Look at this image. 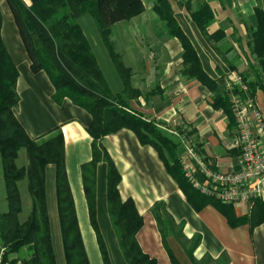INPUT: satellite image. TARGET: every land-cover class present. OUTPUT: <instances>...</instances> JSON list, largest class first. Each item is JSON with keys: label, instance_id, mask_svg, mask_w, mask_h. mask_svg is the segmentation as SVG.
I'll return each instance as SVG.
<instances>
[{"label": "crops", "instance_id": "crops-1", "mask_svg": "<svg viewBox=\"0 0 264 264\" xmlns=\"http://www.w3.org/2000/svg\"><path fill=\"white\" fill-rule=\"evenodd\" d=\"M152 1L150 4L147 0L149 10H146L141 0L143 13L118 22L110 29L108 41L126 70L124 79L120 77L92 19L87 15L79 19H87L84 23L88 33L83 28L82 31L108 90L112 95L123 94L132 111L143 120L154 123L178 144L179 163L186 156L181 136L213 170L237 172L241 161L239 150L232 148L235 128L222 110L213 108L212 93L198 80L188 77L189 66L184 62L182 44L177 37L169 35L166 22L152 10ZM166 1L176 27L193 50L205 76L223 90L228 99L229 77L233 74L240 76L247 88L246 95H250L264 117V85L263 79H260L261 86L257 85L255 73L261 68L254 53V39L260 22L264 29V0ZM22 2L30 6L29 0ZM201 4L209 8L213 17L205 33L191 18V13ZM0 12L1 39L18 74V104L13 109L14 116L31 140H39L54 130L60 131L66 177L88 262L102 264L99 252L95 256L98 247L89 223L81 179V166L91 160L92 138L87 132L91 117L69 99L60 98L44 72L31 71L5 0H0ZM90 36H94L93 45ZM250 86H254L252 93H249ZM99 143L120 176L117 186L120 201L131 200L142 218V227L135 236L137 244L155 264H264V221L255 226L250 221L231 226L212 205L198 211L192 209L154 149L140 145L134 134L126 129L103 137ZM26 164L27 159L17 166ZM188 166L194 178L201 181L195 163L190 162ZM106 177L107 165L100 162L95 171L97 226L110 264H126L110 222ZM45 196L56 264H65L53 166L45 170ZM224 205L230 208L235 219L249 220L255 209L254 203L251 206ZM156 215L167 221L162 227L164 240ZM88 248L94 256L93 262Z\"/></svg>", "mask_w": 264, "mask_h": 264}, {"label": "trees", "instance_id": "trees-1", "mask_svg": "<svg viewBox=\"0 0 264 264\" xmlns=\"http://www.w3.org/2000/svg\"><path fill=\"white\" fill-rule=\"evenodd\" d=\"M5 0L30 61L33 73L44 72L60 98L69 99L84 109L91 117L87 132L92 138L91 160L81 166V179L87 204L88 218L94 231L102 264H110L106 246L98 230L95 209V171L100 162L107 165L106 201L111 226L118 248L126 264H155L140 250L136 234L142 227V218L131 200L121 202L117 186L120 176L110 157L99 141L108 135L126 129L134 134L142 146H150L157 153L166 171L184 194L187 203L198 211L212 205L231 226L251 222L255 226L264 221V198L254 202L251 218L235 219L227 205L216 202L194 190L184 177L176 154L177 143L165 135L152 122L143 120L130 109L123 94L112 95L97 65L90 45L85 38L79 19L89 16L112 57L122 79L126 70L118 62L108 41L111 27L128 21L144 11L141 0ZM153 12L169 27V35L177 37L183 47L187 75L198 80L213 97L212 106L222 110L229 123L235 127L227 94L201 71L193 50L176 27L166 0H154ZM191 18L202 33L212 22L209 8L201 4L191 13ZM262 22L255 34L254 53L260 66L256 72L258 87L264 78V29ZM2 15L0 12V33ZM17 71L11 62L0 35V160L8 211L0 214V263H6L8 255L26 249L29 260L22 264H56L52 247L49 218L45 196V170L55 169V191L59 232L65 264H89L83 246L69 189L65 167L63 140L60 131L54 130L39 140H31L14 116L18 104L16 93ZM254 86L249 87L252 93ZM264 88V87H263ZM232 93L245 99L241 91ZM248 93V94H249ZM248 95L247 97H249ZM251 99V98H250ZM25 151L27 164L18 167L19 151ZM26 181L31 208L27 219L20 223L21 198L17 184ZM156 223L161 229L166 220L158 215ZM173 261V259H171ZM19 262L18 259L13 264Z\"/></svg>", "mask_w": 264, "mask_h": 264}, {"label": "built area", "instance_id": "built-area-1", "mask_svg": "<svg viewBox=\"0 0 264 264\" xmlns=\"http://www.w3.org/2000/svg\"><path fill=\"white\" fill-rule=\"evenodd\" d=\"M233 89L240 90L244 95L247 93L241 77L234 74L229 77L226 92L235 125L232 148L239 150L240 169L233 173L213 170L196 155L191 145L181 136L180 142L184 146L186 156L180 165L189 185L201 195L221 204L251 206L264 198V117L252 99L247 96L242 99L232 93ZM190 162L199 168L201 181L191 174L188 166Z\"/></svg>", "mask_w": 264, "mask_h": 264}, {"label": "rangeland", "instance_id": "rangeland-1", "mask_svg": "<svg viewBox=\"0 0 264 264\" xmlns=\"http://www.w3.org/2000/svg\"><path fill=\"white\" fill-rule=\"evenodd\" d=\"M142 1L144 3L146 10H149L147 0H142ZM152 2L153 1L150 0V4ZM147 12H149V11H147ZM153 16L155 17V15H153ZM85 18H88V17H85ZM86 20L87 19L82 18L81 20H79V24H80L81 28H83V31L88 33L87 28H86L85 23H84V21H86ZM94 30H96V29H94ZM94 32H96V31H94ZM88 35H90V34H88ZM90 37H91L90 42L93 45L94 36H90ZM112 61H113V59H112ZM118 62H120V60H118ZM113 63H114V61H113ZM114 65H115V63H114ZM25 160H26L25 151L23 149H21L19 151V158H18L16 164L18 166H20L23 162H25ZM17 187H18V190L20 193V198H21V213L19 214L18 219H19L20 223H23L29 215L31 203H30V197L28 195L27 188H26V181L24 180V181L19 182L17 184ZM5 197H6V193H5L4 181L2 179V165H1V160H0V214L6 213L8 211V205H7ZM3 252L0 250V255H2ZM87 252H88V255L90 256L91 261L93 262L94 256L92 255L90 248H88ZM96 252H98V250L95 251V256H96ZM111 255H112V253L110 254V256ZM0 259H1V257H0ZM15 259L19 260V264H22L23 260H26V261L29 260L26 249H23L21 251V253H19L18 255H16V254L8 255L6 257V264H13V261Z\"/></svg>", "mask_w": 264, "mask_h": 264}]
</instances>
